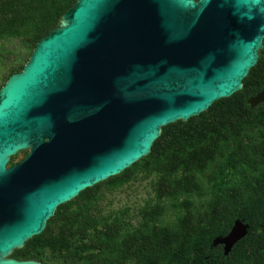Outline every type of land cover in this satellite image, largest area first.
I'll list each match as a JSON object with an SVG mask.
<instances>
[{"label":"water","instance_id":"obj_1","mask_svg":"<svg viewBox=\"0 0 264 264\" xmlns=\"http://www.w3.org/2000/svg\"><path fill=\"white\" fill-rule=\"evenodd\" d=\"M263 48L264 0H76L0 88V264H45L12 254L164 126L243 89ZM249 230L237 218L213 246L228 255Z\"/></svg>","mask_w":264,"mask_h":264},{"label":"trees","instance_id":"obj_2","mask_svg":"<svg viewBox=\"0 0 264 264\" xmlns=\"http://www.w3.org/2000/svg\"><path fill=\"white\" fill-rule=\"evenodd\" d=\"M75 2L76 0H0V39L19 37L22 35V29L34 25L37 37L22 40L24 47L30 50L28 54L23 55L27 61L38 41L58 26L62 15ZM4 45H0L1 62L5 70L0 88L11 74L21 71L26 63L21 60V52L5 48ZM258 64L245 77L242 92L248 89L247 80L253 72L255 89L251 94L255 95L263 88L264 72L261 69L257 72L258 66L260 68ZM240 92L241 90L231 97L215 101L206 111L188 121L178 120L163 129L164 132H173L180 128L182 131L179 132L183 138L181 147L166 148L165 154L153 168L160 173L156 185L160 200L171 194L172 184H176L177 189L174 195H178L176 192L187 187L195 191L198 185L190 180L189 175L193 171L191 168L195 164H198L197 168H201L210 153L217 154L219 158L207 178L209 198L203 210L199 211L200 214L190 213L172 225L158 226L156 222L159 211L154 207L153 211H148L141 228L134 232L121 233L118 228L113 229L112 226L119 227L117 223L107 225L101 235L95 238L96 249L89 255V264H264V245H254L252 249L242 247V243L251 236L253 219L247 211H239L240 207L249 211L252 206V212L264 213V202L261 203L258 196L252 197L244 187L234 189V194L228 190L229 184H233L237 179L235 160L232 157L238 154L244 156L245 153L254 151L258 155L264 154V104L252 108L247 102L252 95L239 103L237 95ZM220 103L225 104L224 108L228 110L225 113L219 111L223 117L221 120L212 112ZM158 143V139L155 140L151 157L156 158L160 149ZM137 163L138 161L116 175L117 178L126 180L127 172L137 166ZM180 169H184L181 175L173 178ZM255 180L257 181H250L248 185L258 190L261 181H264V170ZM86 190L76 198L81 199L88 192ZM90 201L91 199H88L85 205L79 203L80 207L71 211L65 210L66 204L60 205L54 215H58L55 218L56 234L51 217L45 230L29 239L22 249H16L13 256L45 261V247L63 245L66 248L70 238H79L90 226L95 225L97 215L87 207ZM225 204L231 207L235 205L232 209L228 207L232 210L231 221L213 223V218L219 214L218 210ZM237 218H244L250 224V230L231 253L225 255L222 246H213V241L215 237L226 234ZM205 246L208 250L202 252L201 248Z\"/></svg>","mask_w":264,"mask_h":264},{"label":"rangeland","instance_id":"obj_3","mask_svg":"<svg viewBox=\"0 0 264 264\" xmlns=\"http://www.w3.org/2000/svg\"><path fill=\"white\" fill-rule=\"evenodd\" d=\"M61 19L58 23V26ZM37 37L36 27L26 26L22 29L21 36H15L10 39H0V45L5 44V48H10L15 52H21L22 61L27 62L23 58L30 52L24 45V39H35ZM25 57V56H24ZM0 56V82L2 81V75L5 73L4 67L2 66ZM263 60V61H262ZM257 72L261 69L264 72V48L260 50V58L258 61ZM257 65V64H256ZM254 73V72H253ZM253 73L248 78V89L238 93L237 98L239 103L247 96L252 95L254 91ZM255 74V73H254ZM248 102V100H247ZM225 104H219L212 112L214 115L221 120V113L227 112L228 110ZM257 107V106H256ZM255 108V107H254ZM258 113V112H257ZM182 131L180 128L178 131L173 132H162L158 138L159 150L155 157H151L150 153L144 159L138 161L137 166L132 168L126 174V180L123 178L110 177L109 179L102 181L93 187L88 188V191L81 199L74 198L69 201L71 203H65V210L71 211L80 207V204L85 205L88 199L91 201L88 203V209L94 212L96 221L94 226H90L88 230L84 231L79 238L69 239L67 247L63 245L45 247L43 253L47 255V259L43 261L45 264H89V255L96 249L95 238L101 231L106 229L107 225H113L117 223L119 227L112 226L113 229L118 228L121 233L134 232L141 228L148 216V211L154 207L158 209V226H169L177 222L181 217L186 216L190 213L200 214L199 211L203 210L206 205L209 194H208V177L211 175L212 167H215L219 158L217 154L210 153L205 164L201 165V168H197L198 164H195L191 168L189 175L193 184H197L195 191L190 190V187L183 189L180 192H176L178 195H174L176 184L170 186V195L163 197L161 200L156 193V185L159 179L160 173H157L153 168L159 161V158L165 154V149L170 146H174L175 149H179L182 144ZM258 142V141H257ZM152 152V151H151ZM29 153V150L20 151L16 154L9 162L10 165L16 164L23 160ZM235 160V176L237 179L233 181V184H229L228 190L231 194H234V189L244 187L251 193L252 197L259 198V201L264 202V181H261L258 190L253 189L248 184L250 181L255 180L260 176L262 170H264V154L258 155L256 151L247 152L244 156L234 155L232 159ZM184 170V169H183ZM182 169L176 173L173 178H177L183 172ZM243 179V180H242ZM236 186V187H235ZM198 191L201 193L199 194ZM183 202V203H182ZM80 203V204H79ZM185 203V205H184ZM159 204V205H158ZM259 205V204H257ZM261 205V204H260ZM235 205L226 206V204L218 210V213L213 218V223L224 220V222L231 221L230 217L233 215L230 212ZM229 207V209H228ZM239 211H247L250 217L253 219V229L251 230V236L242 243V247H248V249L254 248L253 246L264 245V213L252 212V206L250 210L240 207ZM56 216L52 217V223L54 225V231L56 234ZM109 228V227H107ZM85 234V235H84ZM208 247L201 248L202 252H206ZM13 255V254H12ZM229 255V254H228Z\"/></svg>","mask_w":264,"mask_h":264},{"label":"flooded vegetation","instance_id":"obj_4","mask_svg":"<svg viewBox=\"0 0 264 264\" xmlns=\"http://www.w3.org/2000/svg\"><path fill=\"white\" fill-rule=\"evenodd\" d=\"M262 90V89H261ZM222 246V245H221ZM223 248V247H222Z\"/></svg>","mask_w":264,"mask_h":264}]
</instances>
